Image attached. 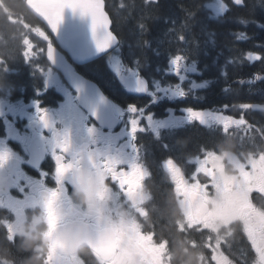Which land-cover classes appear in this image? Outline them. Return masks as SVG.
I'll use <instances>...</instances> for the list:
<instances>
[{"label": "flooded vegetation", "instance_id": "af4514ba", "mask_svg": "<svg viewBox=\"0 0 264 264\" xmlns=\"http://www.w3.org/2000/svg\"><path fill=\"white\" fill-rule=\"evenodd\" d=\"M0 7L4 6L0 4ZM5 24L9 28L0 26V84L3 85L0 88V155L7 163L0 169V242L9 247L17 259L29 254L18 252L15 245L7 241L5 224L21 222L41 206L44 194L58 187L55 170L66 176L79 165L80 157L76 152L85 150L89 163L90 152L131 155L133 114L129 109L134 106L142 117V127L147 128L136 134L135 144L140 148L141 161L152 173L144 187L151 198L143 205L135 203L132 196L139 188V180L129 185L127 193L113 188L115 206L129 209L134 219L131 224L107 234L113 241L105 238L107 245L113 246V253L107 258L102 254V239L95 242L98 251L90 248L91 255L87 258L68 254L49 218L45 232V239L49 241L46 264H56L58 256L67 264H207L205 257L210 250L204 246L205 236H211L213 243L219 238L220 247L234 264L264 262V246L257 249L246 237L264 228V164H259L257 158L264 156V143L256 139L255 132L251 133L254 138L241 130L225 134L212 118L222 113L234 119L243 116L231 110L227 100L233 92L229 79L225 78L229 69L202 70L199 67L192 71L187 64L184 86L189 94L186 98L170 91L179 82L170 75L171 69L151 80H147L146 71L141 68L126 69L122 73L143 77L146 85L143 91L137 90L140 84L128 89L119 81V64L113 52L90 63L78 64L63 52L39 20H5ZM16 24H24V27ZM216 27L212 24V28ZM42 32L49 35L51 44L65 55L76 74L99 85L111 102V120L103 123L94 116V113L107 112L104 98L96 89L74 77L81 89L77 90L54 66L48 56L50 43L43 40ZM199 32V27H194V38ZM24 38L32 44L28 58L23 55L28 50L23 44ZM203 72L210 73L212 85L205 80L207 75ZM193 81L203 86L192 88ZM189 108L203 111L207 122L190 121L186 111ZM215 108L222 112H215ZM41 112L47 116L48 127L42 123ZM243 117L260 129L252 122L257 116ZM90 128L94 129L91 134ZM64 132L69 133L67 145L62 138L57 140L56 134ZM242 140H247V144ZM72 147L75 151L69 160L66 154ZM220 147L227 152L226 163L218 162L215 157V148ZM203 151L214 153L208 161V172L220 190L214 188L203 198L183 204L174 196L171 178L163 170L162 162L171 158L190 175L195 170L196 157ZM69 163L72 168L68 167ZM62 166L63 173L60 172ZM198 180L211 182L207 174L202 173L198 174ZM74 183L75 177L67 176L61 191L62 201L70 207ZM188 223H199L207 232L184 234L178 231L177 225ZM153 228L157 238L169 239L166 249L153 246L148 236ZM229 231L231 235H226Z\"/></svg>", "mask_w": 264, "mask_h": 264}, {"label": "snow or ice", "instance_id": "6c2138e0", "mask_svg": "<svg viewBox=\"0 0 264 264\" xmlns=\"http://www.w3.org/2000/svg\"><path fill=\"white\" fill-rule=\"evenodd\" d=\"M151 2H158V0H151ZM233 3L237 6H242L244 4V0H233ZM217 7L215 9V14L218 17L225 16L229 11V6L225 2V0H216ZM73 8V10L79 9L82 15L90 16L92 19L93 30L95 31L97 28L102 30L101 36L102 38L98 40L97 45L100 49H105L110 47L113 39L117 37L113 35L111 31H109V18L104 12V5L101 3V0H77L76 3H70L69 0H35L34 9L37 13L44 17L51 26V29L55 31L58 25L61 23L63 18V13L66 8ZM241 24L247 25V20H241ZM258 27H264L256 22ZM141 31L144 30V26L141 24ZM171 31V30H170ZM43 33V32H42ZM44 34V33H43ZM235 39L238 42H245L248 37L246 33H234ZM44 39L47 40V36L43 35ZM181 43L187 44L188 41L183 34H180L178 37ZM23 44L27 46V51H24L23 55L28 58L29 53L32 50V44L29 39L24 38ZM186 49L181 50L182 54H175L171 59V72L170 75L176 77L179 81L177 86L174 89H170L173 95H176L180 98H186L189 94V90H186L184 86V73L188 69L186 65L188 64V57L186 54ZM48 56L51 58L52 49L48 48ZM245 58L248 61H261L264 60L260 54H254L252 51H248L245 55ZM232 60H229V63H232ZM195 71V69H191ZM226 74V73H225ZM260 77H257L259 79ZM140 86L138 87V91H143V85L141 82H138ZM203 85H197L195 81L192 82V88L202 87ZM254 107L251 104H241L240 108L249 109ZM224 108L227 109L228 105H224ZM129 111L133 114V118L130 122V132L133 138V144L130 148L131 155L121 156V155H104L99 152H90V163L92 167L100 169H105L109 173V179L111 182V186L113 188L119 189L120 191L127 193L129 191V185L139 180V188L133 193V200L137 205H143L146 201H148L151 197L147 192L144 191V187L146 185V181L151 178V171L147 168V166L141 161V153L138 145L135 144V136L139 132H144L147 130L146 127H142L141 120L142 117L139 115V110L134 106L129 109ZM187 116L190 121L198 122L201 124H205L206 114L201 110H196L194 108H189L186 110ZM42 123L45 127H48V119L45 113L41 112ZM216 123H218L223 129L225 134L230 132H234V130L244 131L246 135L251 136V133L255 132V134H259L261 139H264V131H261L258 127H254L252 124L248 123L243 116L239 118H233L231 115L227 114H218L212 117ZM150 121V117L148 118ZM94 129H89V134H91ZM57 140L59 138L63 139L64 145H67L69 142V133L64 132L63 134H56ZM63 146V145H61ZM68 150L66 149V152ZM214 153L211 151H203V154L196 157L195 159V170L190 174L186 175L185 171H182L181 166H179L173 159L168 158L162 162L163 170H165L171 178V182L174 188V196L178 198L179 202L183 204H188L197 199L203 198L206 193H208L212 189L220 190V186L215 182L214 177L211 173L208 172V161L213 157ZM93 156L100 157V159H93ZM4 156L0 155V159H3ZM55 162L57 165V157L55 156ZM191 163V161H190ZM69 168H72V164H68ZM60 172H64L63 166L60 169ZM207 174L208 180L210 183H202L198 180V174ZM55 178L57 182V188L54 190H48L46 193L50 195L51 198H54L57 194L61 193L63 181L66 176L60 175L55 170ZM49 218L53 223V227H55V223L52 220L51 212L49 211ZM7 229V239L12 240L13 238V229L14 224H5ZM178 231L181 233L187 234L188 232L196 231V232H207V229L204 228L199 223H188L187 225H177ZM148 236L154 242L153 246L160 248L161 250L166 249L169 245L170 241L167 237L160 236L156 237L154 228L150 230ZM250 245H255L257 249L261 246H264V228L259 229L253 233H248L246 235ZM221 240L217 238L215 243L211 236L204 237V246L210 250L208 255H206L205 259L207 264H234L231 261L230 257H228L220 247ZM215 257V258H213ZM56 264H67V261L62 257L58 256L56 258ZM264 264V262H262Z\"/></svg>", "mask_w": 264, "mask_h": 264}, {"label": "clouds", "instance_id": "9594fccd", "mask_svg": "<svg viewBox=\"0 0 264 264\" xmlns=\"http://www.w3.org/2000/svg\"><path fill=\"white\" fill-rule=\"evenodd\" d=\"M2 87L0 84V88ZM74 151L72 147L66 158L71 160ZM77 153L80 157L79 165L66 174V177H75L71 194L72 206L62 201L61 193L54 198L45 193L41 206L26 219L15 223L13 238L11 241L7 239L15 245L18 252L29 255L17 259L11 249L0 242V264H46L49 241L45 239V232L48 231L49 211L65 251L82 258L91 255V243L98 242L112 230L133 222L134 217L129 209L115 206V194L109 183L108 171L92 167L85 150ZM93 159L100 157L93 156ZM6 163L5 157L0 159V169ZM226 235H231V231ZM17 240L19 243H15Z\"/></svg>", "mask_w": 264, "mask_h": 264}, {"label": "trees", "instance_id": "16d2710c", "mask_svg": "<svg viewBox=\"0 0 264 264\" xmlns=\"http://www.w3.org/2000/svg\"><path fill=\"white\" fill-rule=\"evenodd\" d=\"M107 8L112 16L116 32L125 39L128 45L139 47V52L135 55H130L126 52L125 59L132 57L135 62L151 61L160 63V58H155V55L147 56L148 46H151L152 51L159 52L162 57L173 56L179 53L180 48L183 46L180 43L178 37L183 34L187 41L197 43L196 39H193L190 35L192 27L199 25L205 27L204 19L195 20L199 6L205 0H158V2H151V0H106ZM8 5V0H5ZM14 3L20 4L18 11H15L16 15L26 16V7L23 1L14 0ZM250 8H256L264 10V0H248ZM234 12L230 15H226L224 18L229 27H218L216 31H213L212 27L207 26V34L212 35L215 33L220 36V42L224 44H232L237 48V54L231 53L236 66H240L245 69L248 67H254L256 69L257 62L248 61L245 55L248 51L256 52L264 57V39L256 37H250L245 42H238L235 39L234 31L242 30L243 24L241 20H247V25L250 24V20L253 18H242L241 10L234 6ZM236 14H233L235 13ZM230 17V18H229ZM144 26V30L141 31L140 25ZM5 19L0 10V26L4 27ZM246 26V25H245ZM171 30V31H170ZM239 33V32H238ZM203 40L206 38L204 34H200ZM151 51H149L150 54ZM190 54V53H185ZM264 66V60H261ZM156 66V65H150ZM255 78L261 75L260 71H254Z\"/></svg>", "mask_w": 264, "mask_h": 264}, {"label": "water", "instance_id": "95a60500", "mask_svg": "<svg viewBox=\"0 0 264 264\" xmlns=\"http://www.w3.org/2000/svg\"><path fill=\"white\" fill-rule=\"evenodd\" d=\"M69 2L76 3L77 0H69ZM34 3L35 0H27L26 5L32 11V13L48 27L58 42L71 55L74 53L80 56L81 59L91 60L110 50L116 44V39L114 38L110 47L105 49L98 48L97 42L102 38V30L97 28L94 31L91 17L82 15L79 9L73 10V8L70 7L65 9L61 23L58 25L57 29L53 31L48 21L35 11L33 8ZM101 3L104 5L103 10L105 12L104 1L101 0ZM110 26L111 22L109 19V28ZM90 46L93 47L90 49ZM79 47H82L85 52L79 49ZM130 81L131 80L122 79V83L125 86H129Z\"/></svg>", "mask_w": 264, "mask_h": 264}, {"label": "bare ground", "instance_id": "6f19581e", "mask_svg": "<svg viewBox=\"0 0 264 264\" xmlns=\"http://www.w3.org/2000/svg\"><path fill=\"white\" fill-rule=\"evenodd\" d=\"M16 1H17V0H16ZM19 1H21V0H19ZM2 2H3V5H4L7 9H9L10 11H12L13 13H14L15 11H18V10H19V7H21L20 4L14 3V0H8V5H6L5 0H2ZM14 14L16 15V13H14ZM7 27H8L7 25L4 26V28H7ZM8 28H9V27H8Z\"/></svg>", "mask_w": 264, "mask_h": 264}, {"label": "rangeland", "instance_id": "374dc122", "mask_svg": "<svg viewBox=\"0 0 264 264\" xmlns=\"http://www.w3.org/2000/svg\"><path fill=\"white\" fill-rule=\"evenodd\" d=\"M209 7L215 10L216 7H217V4L216 3H212V4L209 5Z\"/></svg>", "mask_w": 264, "mask_h": 264}]
</instances>
